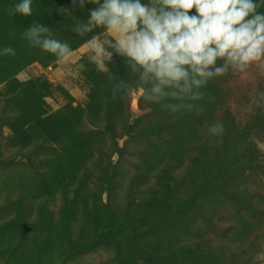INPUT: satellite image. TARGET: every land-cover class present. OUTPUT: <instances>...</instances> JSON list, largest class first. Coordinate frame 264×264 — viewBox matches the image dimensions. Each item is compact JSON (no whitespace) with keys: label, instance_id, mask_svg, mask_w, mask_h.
Returning a JSON list of instances; mask_svg holds the SVG:
<instances>
[{"label":"rangeland","instance_id":"obj_1","mask_svg":"<svg viewBox=\"0 0 264 264\" xmlns=\"http://www.w3.org/2000/svg\"><path fill=\"white\" fill-rule=\"evenodd\" d=\"M16 2L0 0V49L15 50L0 55V264H264V61L172 112L122 57L91 62L103 29L74 31L91 5L33 0L24 18ZM33 23L69 61L23 37Z\"/></svg>","mask_w":264,"mask_h":264},{"label":"clouds","instance_id":"obj_2","mask_svg":"<svg viewBox=\"0 0 264 264\" xmlns=\"http://www.w3.org/2000/svg\"><path fill=\"white\" fill-rule=\"evenodd\" d=\"M32 4L18 0L10 14L31 17ZM87 5V19L77 18L74 31L83 36L103 29L105 36L86 41L91 62L103 68L114 54L122 57L137 73L135 91L172 112L200 111L196 102L211 81L264 61V0H69L57 14L83 12ZM23 37L60 63L72 57L69 44L41 23ZM0 55L15 50L4 47ZM208 132L222 136L223 122L211 123Z\"/></svg>","mask_w":264,"mask_h":264}]
</instances>
